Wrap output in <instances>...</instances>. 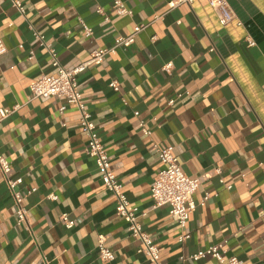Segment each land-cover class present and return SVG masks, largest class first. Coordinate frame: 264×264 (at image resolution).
Instances as JSON below:
<instances>
[{
	"label": "crops",
	"instance_id": "crops-1",
	"mask_svg": "<svg viewBox=\"0 0 264 264\" xmlns=\"http://www.w3.org/2000/svg\"><path fill=\"white\" fill-rule=\"evenodd\" d=\"M19 1L25 13L13 0H0V39L8 47L0 56V108L14 109L0 121V136L11 177H23L18 189L31 231L18 223L0 172V264H149L85 151L78 108L61 97L32 98L38 77L57 73L35 31L70 68L140 24L147 26L131 46L78 77L112 170L132 206L146 213L141 223L166 264H217L190 255L221 241L228 256L264 264V0H230L235 17L224 26L208 0L173 8L171 0H120L131 11L125 14L117 0ZM170 145L182 170L201 180L184 242L170 208L154 207L152 198L164 166L157 147ZM100 235L114 260L100 259Z\"/></svg>",
	"mask_w": 264,
	"mask_h": 264
},
{
	"label": "built area",
	"instance_id": "built-area-1",
	"mask_svg": "<svg viewBox=\"0 0 264 264\" xmlns=\"http://www.w3.org/2000/svg\"><path fill=\"white\" fill-rule=\"evenodd\" d=\"M209 4L217 11L220 23L224 26L234 20V12L232 10L230 0H208ZM14 5L25 13V8L19 0H13ZM193 0H171L170 7H176L182 3H192ZM115 7L119 14L131 13L120 0H117ZM100 10V9H99ZM101 11V10H100ZM87 35H93V29L83 22ZM147 25L140 24L135 27L132 34L127 36H119L116 42L109 47H102L92 52L91 58L81 63L80 65L66 68L62 65L58 51L49 43L45 35L35 31V36L39 40L40 45L44 47L49 56L51 64L56 68V74H41L32 86V98H50L61 97L65 98L67 104L75 105L80 112V126L87 137L85 151L87 155L92 157L101 170V177L105 188L114 194L117 200V208L120 215L126 221L130 234L141 242L138 252L147 257L149 264H166L162 258L161 251L155 240L144 229L141 223V217L146 213L140 211L136 206H132L131 201L124 190L123 183L119 180L117 174L112 170V163L107 148L98 132L97 125L93 119L92 113L88 109L83 94L79 89V75L84 72L90 65H101L106 57L115 52L120 47H129L135 40L136 35L142 31ZM253 44V41H251ZM8 51L7 45L0 39V56ZM34 52L30 57L33 58ZM172 63L166 65L165 69L171 71ZM110 86L119 91L120 85L117 80H113ZM174 103V99L170 104ZM67 106L63 105L60 112L64 113ZM14 109L0 108V121L9 116ZM139 115V112H135ZM140 127L144 133L151 135L152 130L148 127L145 120H140ZM157 146V145H156ZM160 159L163 163V168L156 175L152 186V198L154 207L168 206L171 214L182 229L179 236L181 242L186 241L191 237V233L187 231L190 216L198 208L194 196L198 191L201 180L198 177H191L186 174L180 163L176 160L174 146L157 147ZM13 170L12 163L1 152V136H0V172L4 175L11 189L15 205L17 208V220L19 224H23L25 228L31 231L28 215L29 210L24 204L25 196L18 189L23 182V177L12 178ZM36 189L30 190L29 193ZM207 193L202 200V205L210 198ZM51 198L56 199V195H51ZM63 221L68 228H73L75 221L63 215ZM99 257L102 261H112L115 259L114 252L106 245L104 235L99 236L98 241ZM205 257L216 259L217 264H245V261L238 256H228L225 251V241H221L210 245L207 248L201 249L198 252L190 255L191 260H199Z\"/></svg>",
	"mask_w": 264,
	"mask_h": 264
}]
</instances>
